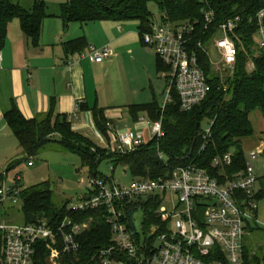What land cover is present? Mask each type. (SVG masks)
<instances>
[{
  "label": "trees",
  "instance_id": "obj_1",
  "mask_svg": "<svg viewBox=\"0 0 264 264\" xmlns=\"http://www.w3.org/2000/svg\"><path fill=\"white\" fill-rule=\"evenodd\" d=\"M155 3L163 12L161 21L176 26L193 24L196 26L195 44L201 40L209 44L212 35L218 27L230 18L239 16L241 28L238 35L241 42L238 45V60L234 75L220 81L213 71L211 58L204 48H198L199 62L210 84L206 99L190 111H182L178 94L173 92V100L163 110L157 101L144 104H133L127 107L134 120L140 113H146L151 121L162 118L165 135L160 140H152L139 146L128 154L112 153L101 148L91 139L73 130L71 122L65 115L57 114L54 105L50 111L35 118H26L13 103L5 112V120L19 143V148L27 157H34L42 152L48 143L56 142L60 148L78 155L83 166L89 169V177L108 178L99 171L103 161H110L126 168L133 179L158 178L169 174L159 153L171 165L194 163L205 168L212 176L224 180L225 174L232 176L242 171L246 166V154L241 139L254 135L255 129L251 114L260 111L264 118V49L254 58L256 68L250 72L247 69L248 56L244 49L252 52V35L255 32L254 17L264 7V0H66L60 6L59 17L66 28L71 23L81 24L103 20L128 22L137 21L142 36L152 30L155 17L149 9V3ZM212 9L215 13L213 23L205 29L204 10ZM49 16L45 0H34L30 9L13 0H0V52L5 47L8 26L11 21L18 19L23 32L33 45H38L44 20ZM87 46L85 38L75 39L66 44L68 51H81ZM158 69L164 71V65L158 60ZM227 87L225 91L224 88ZM95 124L102 133L107 134L108 122L105 109L94 107ZM208 120L211 124V135L205 148L202 123ZM56 136L58 138H56ZM233 152V163L225 170L212 165L213 159ZM2 178L0 179V182ZM93 190L89 189L79 200L88 199ZM243 196H246L243 194ZM19 205L23 217L22 224L39 223L47 220L51 225L59 224L66 216L77 222H88L89 228L79 237L81 249L76 254H68L60 249L61 264H101L96 253L112 244V228L107 222L104 209L75 211L66 202L57 205L54 192L49 182H42L19 191ZM258 203L264 200V183L256 194ZM161 200L147 198L131 203L127 208L129 228L135 231L136 239L152 233V239L158 233L166 230V223L156 214ZM5 206L0 203V209ZM12 207V206H10ZM8 206V208H10ZM144 210L142 224L143 236L135 224V213ZM257 212L252 213V219L247 221V234L243 241L242 264H264V255L258 249L264 245L252 247L246 242L247 236L259 230H264L257 223ZM8 213L0 216L5 217ZM152 231V232H151ZM148 239V238H147ZM2 233L0 231V258L2 255ZM151 240V239H150ZM36 260L39 264H49L50 250L46 243L40 241L36 245Z\"/></svg>",
  "mask_w": 264,
  "mask_h": 264
},
{
  "label": "built area",
  "instance_id": "obj_2",
  "mask_svg": "<svg viewBox=\"0 0 264 264\" xmlns=\"http://www.w3.org/2000/svg\"><path fill=\"white\" fill-rule=\"evenodd\" d=\"M214 18L212 9L204 10L205 29L213 23ZM254 24L253 44L264 49V7L256 13ZM240 28L241 18H230L218 27L209 44L204 45L201 40L195 44L198 35L195 37L197 28L193 24L176 26L154 21L152 30L142 34V41L155 50L165 68L162 72L167 84L163 110L172 102L173 92L178 94L182 111H190L206 99L210 84L200 65L198 48H204L213 62L229 72H235L237 42H241L237 33ZM89 52L97 63L112 56L108 46H91ZM257 56H249L247 69L250 72L256 68L254 58ZM140 120L146 124L143 130H118L113 122H108L112 139L106 149L124 155L165 135L162 118L157 121ZM210 135L211 126L204 133L202 150ZM262 153L252 152L246 159L245 169L232 176L224 171V180L212 176L205 168L194 163L171 165L159 153L169 169L165 177L136 178L126 185L113 176L106 179L93 177L90 180L94 193L70 208L80 212L91 209L106 211L113 237L110 246L96 253L101 264H242L246 224L259 208L256 194L261 188L260 181L264 179V165L263 173L259 170ZM232 163L233 152L229 151L216 156L212 165L225 170ZM111 170L114 168L111 167ZM174 196L178 203L170 213L165 204L173 201ZM147 198L161 200L156 214L166 223V230L156 235L161 241L158 246L153 245L152 231L147 237L142 235L138 241L136 232L125 221L128 206ZM7 200L13 203L19 201V190L15 186L0 188V203H6ZM173 220L176 222V231L168 227ZM89 226L88 222H77L69 216L57 225H51L47 220L16 224L2 218L0 264H39L36 260V245L40 241H44L50 250V261L58 264L59 247L62 246V250L68 254L78 253L81 249L79 237Z\"/></svg>",
  "mask_w": 264,
  "mask_h": 264
},
{
  "label": "crops",
  "instance_id": "obj_3",
  "mask_svg": "<svg viewBox=\"0 0 264 264\" xmlns=\"http://www.w3.org/2000/svg\"><path fill=\"white\" fill-rule=\"evenodd\" d=\"M45 2L47 6L49 3L56 5ZM62 3L57 2V11L49 13L44 20L38 45H33L18 19L8 26L6 44L0 52V157L5 160V165L0 163L2 185L10 178L11 172H6V168L13 160L8 154L13 133L5 120V112L13 103L29 119L48 113L54 105L57 114L68 117L74 131L105 149L112 136L97 128L92 112L94 107L105 109L106 118L118 130H143L146 124L140 119H149L148 115L140 113L134 120L127 107L160 103L156 91L159 79L164 78L163 71L158 69L160 59L152 47L143 43L139 23L103 20L85 24L74 22L66 28L59 17ZM79 38H85L87 46L81 51H68L66 44ZM91 46H108L112 56L97 63L90 55ZM129 62L146 80L143 96L139 95L138 88L124 85ZM241 144L247 158L252 152L261 151L259 159L264 161V129L241 139ZM263 165L264 162L259 164L261 173ZM15 177L17 183L21 177L17 174ZM262 183L264 179L260 181V187ZM260 204L256 220L264 228V200ZM3 214L1 208L0 216Z\"/></svg>",
  "mask_w": 264,
  "mask_h": 264
},
{
  "label": "rangeland",
  "instance_id": "obj_4",
  "mask_svg": "<svg viewBox=\"0 0 264 264\" xmlns=\"http://www.w3.org/2000/svg\"><path fill=\"white\" fill-rule=\"evenodd\" d=\"M14 2H18L22 4L27 9H30L33 5L34 0H13ZM47 2H54L55 4H50L48 6V13H54L57 11V2H65L66 0H46ZM149 9L153 12L155 20L158 22H161V18L163 15V12L157 7L155 3H149ZM261 48H257L254 44L252 47V52H248V50L244 49L245 54L250 57L258 55L260 53ZM212 58V57H211ZM214 58V56H213ZM211 60V65L213 68V72L219 76L220 81L227 80V77L233 76L234 73L229 72L225 68H223L221 65L217 64L216 62H213ZM127 74H124V85L127 87L129 85V88H138L139 95L144 94V86H145V79L142 76V72H138L136 70L135 66L132 63H127ZM160 83L156 87L157 92V98L161 104L164 103L166 99V81L164 78H160ZM227 88V87H225ZM251 118L253 121V125L255 128V132L260 133L262 129H264V118L260 111H255L251 114ZM211 126L210 122L208 120H205L202 123V130L205 132L207 129H209ZM12 143L10 144L8 148V154H10V157L12 155L13 160L7 165L6 172H11L10 178L7 180L6 183L3 185L0 184V188H9L12 186H15V184H18V189H24L42 182H49L51 185V188L54 192V201L57 205H63L66 202H69V208L72 205H77L79 203V199L89 191V189L92 188L91 180L89 177V169L82 164L81 158L69 151H66L56 143L51 142L46 145V147L42 150V152L34 157H27L23 154V152L19 148L18 140L14 135H12ZM56 138H58L56 136ZM22 153L20 155L19 153ZM250 156H248L249 158ZM247 158V157H246ZM4 158L0 157V163H3ZM260 165L263 164V159H259ZM33 162L32 165L29 163ZM111 167L114 168V170H111ZM126 168L122 165H115L114 163L106 160L103 161L99 166V171L105 175L106 177L113 176L114 178L118 179L121 184H129L133 178L131 177L130 173L125 170ZM20 175L21 179L15 183V176ZM21 200L17 201L16 203H13L11 200H7L6 204L2 208V212L5 214L8 213L6 217V221L10 223H16V224H22L23 223V217L22 213L19 210ZM178 199L174 196L173 201H171L166 205L167 210L172 213L175 205H177ZM259 203V208H260ZM8 206H12L8 208ZM144 219V210L139 209L135 213V224L139 230V232L142 234V224ZM169 229L172 231H176V222L175 220L171 221L168 225ZM143 235V234H142ZM246 242L249 245H252V247H256L257 244L264 245V230H259L255 233H251L247 236ZM161 244V241L156 236L154 237L153 245L158 246ZM259 254L262 256L264 255V248L258 249ZM49 264H54V262L50 261L48 258ZM58 264H61L58 260Z\"/></svg>",
  "mask_w": 264,
  "mask_h": 264
}]
</instances>
